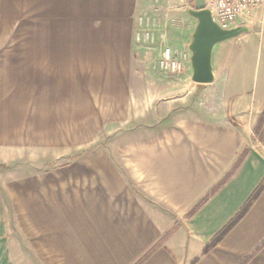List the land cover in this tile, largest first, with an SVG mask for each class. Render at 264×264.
I'll use <instances>...</instances> for the list:
<instances>
[{"label": "crops", "instance_id": "0c3cea01", "mask_svg": "<svg viewBox=\"0 0 264 264\" xmlns=\"http://www.w3.org/2000/svg\"><path fill=\"white\" fill-rule=\"evenodd\" d=\"M145 1L0 0V166L37 168L27 180L36 187L22 197L38 215L16 242L21 254L8 239L0 264H135L151 249L140 264H264V189L204 251L264 179V122L254 133L264 63L257 73L224 70L225 101L254 104L253 114L208 119L183 110L132 142L78 155V72L94 70L98 54L126 58ZM194 26L179 29L188 75ZM257 35L264 41L263 30ZM168 36L164 47L173 50ZM95 37L107 41L98 46ZM213 56L214 48L212 83Z\"/></svg>", "mask_w": 264, "mask_h": 264}, {"label": "rangeland", "instance_id": "374dc122", "mask_svg": "<svg viewBox=\"0 0 264 264\" xmlns=\"http://www.w3.org/2000/svg\"><path fill=\"white\" fill-rule=\"evenodd\" d=\"M193 1L139 2L132 23L131 50L126 58L120 60L113 55L98 54L94 70L78 72V155L109 143L132 142L135 132H150L164 126L183 110L208 119L234 120L235 116L253 114L254 104L245 103V109H234L237 104L225 101L228 77L224 76V70L235 66V74L243 75L253 69L257 73L263 66L264 41L257 34L262 30L264 33V5L256 13L260 15L258 18L254 12L242 24L251 28L249 32L215 45L214 83L197 85L183 67L178 72L158 67V59L171 32L173 51L179 59L182 57L183 37L179 29L183 25H189L190 29L195 25L196 20L187 12L193 7ZM106 41L95 37L98 46ZM165 112L174 115H163ZM93 154L98 157L96 152ZM36 170L23 165L0 166V254H6L4 242L8 239L15 242L12 254H21L16 242L29 234L23 229L36 227L37 211L30 212L31 199L22 197L28 187H36L37 183L27 181Z\"/></svg>", "mask_w": 264, "mask_h": 264}, {"label": "water", "instance_id": "95a60500", "mask_svg": "<svg viewBox=\"0 0 264 264\" xmlns=\"http://www.w3.org/2000/svg\"><path fill=\"white\" fill-rule=\"evenodd\" d=\"M207 0H194L193 7L187 9L195 20V26L188 43L190 51V79L196 84H207L214 80L212 68V51L216 44L234 38L251 30L245 25L221 28L213 19Z\"/></svg>", "mask_w": 264, "mask_h": 264}, {"label": "built area", "instance_id": "2783aa9c", "mask_svg": "<svg viewBox=\"0 0 264 264\" xmlns=\"http://www.w3.org/2000/svg\"><path fill=\"white\" fill-rule=\"evenodd\" d=\"M264 0H207L206 7L209 8L212 19L224 29L244 24L248 17L260 6ZM160 69L178 72L183 67L182 57L169 47H164L158 59Z\"/></svg>", "mask_w": 264, "mask_h": 264}, {"label": "trees", "instance_id": "16d2710c", "mask_svg": "<svg viewBox=\"0 0 264 264\" xmlns=\"http://www.w3.org/2000/svg\"><path fill=\"white\" fill-rule=\"evenodd\" d=\"M263 122H264V107H263V110L261 111V113H260V115L258 117V120H257L256 124H255V127H254V133L255 134H258L259 133L260 128H261ZM245 153L246 152L244 151L243 153H241L239 155L236 163L234 164V166L232 167V169L230 170V172L222 180H220L215 186H213V188L211 189V191L208 194H206L201 200H199L193 206V208L191 209V213L193 211H195L209 197V195L211 193H213L218 187H220L222 185V183L225 181V179L234 172V170L237 168V166L240 164V162L244 158ZM263 189H264V179L259 183V185L251 193V195L248 197L247 201L242 206V208L237 212V214L235 215V217L229 222V224H227V226H225L221 230V232L213 239V241L211 242V244L207 245L204 248V251H207L211 247V245L214 244L215 241H217L225 232H227L236 223V221L239 220L246 213V211L249 209V207L252 205V203L259 196V194L261 193V191ZM263 243H264V241L262 242V244ZM151 250L147 251L135 264H140L150 254ZM245 260H246V258H245Z\"/></svg>", "mask_w": 264, "mask_h": 264}]
</instances>
